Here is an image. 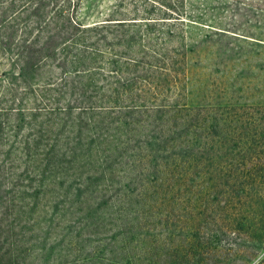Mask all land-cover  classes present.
I'll use <instances>...</instances> for the list:
<instances>
[{
	"label": "trees",
	"instance_id": "obj_1",
	"mask_svg": "<svg viewBox=\"0 0 264 264\" xmlns=\"http://www.w3.org/2000/svg\"><path fill=\"white\" fill-rule=\"evenodd\" d=\"M135 2L134 11L83 24L70 1L0 0V264H28L20 256L30 242L18 234L38 218L26 213L62 219L80 244L87 225L111 219L97 207L111 199V174L140 167L141 189L133 181L121 188L151 197L192 166L193 130L182 131L195 119L181 98L184 0Z\"/></svg>",
	"mask_w": 264,
	"mask_h": 264
},
{
	"label": "rangeland",
	"instance_id": "obj_2",
	"mask_svg": "<svg viewBox=\"0 0 264 264\" xmlns=\"http://www.w3.org/2000/svg\"><path fill=\"white\" fill-rule=\"evenodd\" d=\"M69 1L83 24L139 6L132 0H60ZM181 13L187 45L181 98L195 107V119L182 131L193 130L192 166L151 197L126 196L121 188L133 181L141 189L140 167L111 174V199L97 206L111 219L87 225L80 244L62 219L26 213L38 220L18 234L30 242L27 252L25 246L20 251V259H28L23 263L166 264L190 256V264H264V0H184ZM247 171L253 176L240 182L228 178ZM242 188L244 196H236ZM120 223L126 231L119 235Z\"/></svg>",
	"mask_w": 264,
	"mask_h": 264
}]
</instances>
